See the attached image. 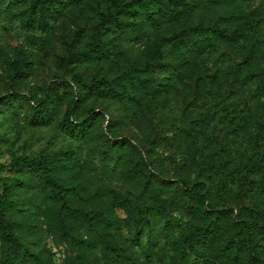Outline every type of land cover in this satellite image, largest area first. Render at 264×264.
Here are the masks:
<instances>
[{
  "label": "rangeland",
  "instance_id": "obj_1",
  "mask_svg": "<svg viewBox=\"0 0 264 264\" xmlns=\"http://www.w3.org/2000/svg\"><path fill=\"white\" fill-rule=\"evenodd\" d=\"M10 1L0 0V213L13 231L0 232V264H264V0H188L190 13L160 30L136 11L167 0H56L46 30L27 23L32 0ZM120 7L130 12L119 21L153 29L130 53L102 17ZM98 35L116 46L110 59L90 53ZM155 36L162 59L144 51ZM99 79L125 99L97 95ZM45 101L47 123L34 110ZM25 158L54 163L66 200ZM195 228L205 233L191 239Z\"/></svg>",
  "mask_w": 264,
  "mask_h": 264
},
{
  "label": "trees",
  "instance_id": "obj_2",
  "mask_svg": "<svg viewBox=\"0 0 264 264\" xmlns=\"http://www.w3.org/2000/svg\"><path fill=\"white\" fill-rule=\"evenodd\" d=\"M27 0H11V4L9 6H22ZM163 1V0H162ZM158 1V2H162ZM157 0H151V3H156ZM34 5V10L31 11L27 23L30 26H36L41 28V30H46L48 26V18L50 12H54L57 9L58 1L56 0H32ZM165 4L166 10H155L152 6H149L148 3H143L146 8L144 11H136L137 15H143L147 20H150V25L157 26V29L160 30L161 24L165 23H174L182 19L183 16L188 15L191 10V6L188 0H167V2H162ZM132 6V5H131ZM125 12V17L129 16V9L126 7L120 8H110L102 13V17L105 21V25L108 26L107 30L114 31V40L118 41L117 48L120 51L124 50L126 53H130V49H124L125 46H130L134 41H138L143 37L148 36L152 33V28L148 26L141 25L138 21L134 20L131 21L130 17L128 20L119 21V14ZM135 14V15H136ZM199 31V30H198ZM204 29H202V34H204ZM216 33L228 40H238L242 36L241 30H227V29H218ZM194 34L189 35H181L176 37L175 39L179 38L181 41H184L185 38L188 40L193 39ZM162 36H160V39ZM116 46L111 45L107 46L105 39L98 35L96 42H94L93 47L90 49V53L95 55L98 60L110 59L113 55V51L115 50ZM144 51L147 56H150L152 59H162L163 57V47L161 45V41H158V36H155L154 40L148 43H144ZM75 56H72L74 58ZM77 60H83L81 57H76ZM75 58V59H76ZM254 59L252 53L247 57L246 61L250 63ZM69 60V56H63L60 59L61 64H65ZM24 63L22 60L16 62L15 70L18 73L23 72ZM133 83V81H132ZM95 85L91 86L90 89L94 90V92L98 94H105L106 92L109 94H113L115 98L118 100H123L126 97V92L123 89H116L112 86V83L109 79H99L95 83ZM121 86L125 87L126 82H120ZM133 96L129 95L128 100H132ZM53 109L51 102H39L36 107L34 108L36 112V116L42 122H49L50 120V113ZM66 126L69 128H74L79 130L80 134H85L87 131L88 123L86 122H78L73 120L71 115H67L65 118ZM23 164L25 167H28L30 172H37L40 180L48 185L50 191L53 193V196L60 200H66L67 198V190L64 185L60 182V180L54 175V163L52 161H48L42 158H34V159H27L23 160ZM201 191L204 192L203 195L206 196L208 191L204 188V185L201 186ZM5 198H10L9 194L5 196ZM207 199V198H205ZM4 201H2L1 206H4ZM11 206H15V203H11ZM4 208V207H3ZM145 214H142L141 217L143 218ZM9 217L4 213H0V232L6 238L9 239L10 235L13 231V226L11 221L8 219ZM141 220H133V224L140 226ZM140 229V228H138ZM205 230L202 228H195L191 233V239L198 234L203 235ZM140 232V230H139Z\"/></svg>",
  "mask_w": 264,
  "mask_h": 264
}]
</instances>
